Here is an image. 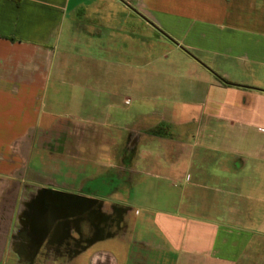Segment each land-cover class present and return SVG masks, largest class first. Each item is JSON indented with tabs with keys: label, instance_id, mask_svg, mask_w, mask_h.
<instances>
[{
	"label": "crops",
	"instance_id": "crops-1",
	"mask_svg": "<svg viewBox=\"0 0 264 264\" xmlns=\"http://www.w3.org/2000/svg\"><path fill=\"white\" fill-rule=\"evenodd\" d=\"M145 86L221 112L113 117ZM262 105L264 0H0V264H264ZM218 157L256 192L189 191L230 184ZM47 234L67 246L33 261Z\"/></svg>",
	"mask_w": 264,
	"mask_h": 264
},
{
	"label": "rangeland",
	"instance_id": "rangeland-1",
	"mask_svg": "<svg viewBox=\"0 0 264 264\" xmlns=\"http://www.w3.org/2000/svg\"><path fill=\"white\" fill-rule=\"evenodd\" d=\"M174 56L170 55L168 58V61H173L175 59H173ZM143 76L145 78V80L143 79ZM136 77V82H140V83H145L146 84V74L143 73H138L135 75ZM143 85V84H141ZM88 93V92H87ZM129 96L131 97V101H127L126 104H124L123 106V110H119L118 111V115H116V111H112L111 114H113V117H115L116 119H119V122H124L122 121L123 119H126L127 116L131 117V115H135L136 120L139 122H143L141 120L138 119H143L146 118V112H154L153 114L158 116V114H161V112L163 110H169L173 116V118H177V116H179V113H181L184 116V119H189L195 115H191L192 114H197L196 116H198V114L201 115L204 113L206 114L207 112L211 113H218L221 112L220 111V107H209V105L207 106H188L185 105L184 103H180V101H174V100H164L162 98H159L158 100L155 101H151V102H146V86L145 89H136L133 92L129 93ZM163 101V102H162ZM167 101V102H165ZM236 104L238 103V101H234ZM237 108V106L235 107V109ZM259 109H262V111H264V105H262V107H259ZM218 110V111H217ZM224 114H229V111H224L222 112ZM151 114V115H153ZM231 114V113H230ZM163 117V120H168V122L166 121V128H163V130L165 132L170 133L171 130H169V126L172 125L173 131L172 133H175L177 130H175V127H178L179 129H181V131H184L186 129H188V126L190 123L187 122H181L178 121L175 125V123H171V117L170 115H165V116H161ZM114 118V119H115ZM156 119L155 116H153V119ZM251 125H255L257 126V128L261 131L262 134H264V119H252L250 120ZM137 125L139 126H143V123H137ZM232 129H237L239 126L237 124H234L231 126ZM179 131V130H178ZM259 131V132H260ZM130 148H128L127 150V154H125L126 152H124L123 155L120 154L119 160L118 162H123V161H127L130 157ZM215 163H216V169L212 170V172H214L216 174V176L218 177L217 174H219L220 176H222L223 174L227 177L225 178V182H229L230 184L228 185H208V186H201V187H191L189 189V191H194V190H198L199 192H206V193H210V194H216V195H223V194H228L231 196L232 199H238V196L244 193H255V187L254 186H249V185H240V182H244V177H247L248 180L250 181H254V178L257 176L255 171L253 170H249L247 169L246 171H241L240 172V166H242V161H228L227 157H218L217 159H215ZM139 166L141 167L143 164L142 162L138 163ZM202 176H204L202 174ZM137 183H141L143 181L146 180V175L142 174L139 175L137 177ZM223 180V181H224ZM159 182H163L164 180L159 179ZM218 182V180H214V182ZM174 186H172L170 188V190H168V192H166L167 194H174ZM188 191V193H190ZM137 195H141L142 194V189L141 188H137V191H135ZM260 192V191H257ZM263 192H264V186H263ZM237 203V202H236ZM73 209H78L73 208ZM24 220V225H30V220L29 219H23ZM232 220H237V219H232ZM56 229L51 233L54 234L56 233ZM13 236V235H12ZM79 234L77 231L73 232V234L70 236V239L74 240V239H78ZM49 238L50 235L47 234L45 239L42 242V245L40 246V250L37 254H34V260L33 261H47L48 258L52 257V256H57L59 255V251L63 252L64 251V247L67 246V243L65 244V241L62 240V242H59V240L57 238H54L52 241V247L49 244ZM13 241L17 242L16 236L14 237ZM30 245V244H29ZM51 248V249H50ZM29 249V247H28ZM47 257V258H46ZM6 261H24V259L22 258V256H20V253L18 250H12L9 251L7 253V259Z\"/></svg>",
	"mask_w": 264,
	"mask_h": 264
},
{
	"label": "flooded vegetation",
	"instance_id": "flooded-vegetation-1",
	"mask_svg": "<svg viewBox=\"0 0 264 264\" xmlns=\"http://www.w3.org/2000/svg\"><path fill=\"white\" fill-rule=\"evenodd\" d=\"M42 206L48 210H56L63 204L64 197L60 193L52 192L49 190L44 191L42 198ZM52 241L51 239L49 242ZM67 242H65L66 244Z\"/></svg>",
	"mask_w": 264,
	"mask_h": 264
}]
</instances>
